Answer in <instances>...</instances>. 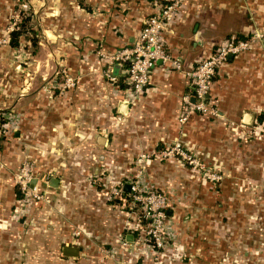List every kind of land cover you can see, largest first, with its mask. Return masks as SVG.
<instances>
[{"label":"rangeland","instance_id":"obj_1","mask_svg":"<svg viewBox=\"0 0 264 264\" xmlns=\"http://www.w3.org/2000/svg\"><path fill=\"white\" fill-rule=\"evenodd\" d=\"M53 1L52 5L51 0H0V106L7 99L14 103L16 93L25 94L35 89L48 95L51 93L52 103L57 105L65 100L68 91L77 87L76 79L79 77L70 74L67 69L69 67L61 63L64 58L62 43H78L77 38L70 36L62 27V0ZM159 2L164 5L170 4L171 0ZM84 4L88 6L90 3ZM260 23L245 35L228 33L216 45L218 47L222 42L230 40L231 36L249 40L248 45L234 55L237 58H234L236 62L233 65L236 72L243 74L248 89L254 88L255 93L258 91L260 105L235 121L233 119L237 117L232 118V115L231 118L225 114L223 117L222 110L209 97L213 113H196L207 118L193 120L196 122L205 118L194 122L192 126L200 123L205 125V121L224 122L226 129L222 147L214 148L199 143L193 145L182 131L163 146L148 153L140 152L134 160L125 163L126 167L123 164L116 165L112 159L94 161L101 163V166L88 169L82 178V184L85 185L82 188L87 190L84 195L87 199L80 197V186L78 192L75 189L71 192L72 187L64 183L61 190L66 191L63 196L67 200L66 204L70 202L81 208L82 202L85 203V213L89 217L85 220L90 221L89 228L93 227L86 241L94 251L84 260L63 256L62 246L69 240H61L59 237L62 229L68 227L67 224L75 235L81 232L74 221L80 215V209L75 217L70 216L74 222L70 224L64 221L65 226L60 227V222L51 221L52 218L56 220V217L50 219L49 215L44 216L51 198L44 199V192L38 190L40 199H30L19 189L16 178L25 164L28 167L32 165V174L28 172V176H36L34 162L26 156L14 173L18 190L14 205L18 204V207H13L10 218L0 224V264H112L109 260H114L115 264H152L150 255L145 258L139 254L138 248L124 251L119 244L126 234H131L133 239L136 237L134 228L137 222L144 229L149 223V219L143 216L146 202L134 201L132 192L124 190L125 184L135 185L143 198L151 192L167 197L164 212L171 234L162 250L163 264H264L263 17ZM17 28L23 32L18 45L11 47L10 32ZM216 47L211 49L213 53ZM67 76L75 77L74 85H66ZM102 104L103 108L108 105L104 102ZM14 110L12 106L6 111L0 109V118L5 119L0 125L8 124L6 137L0 136L2 142L14 139L15 131L19 130L18 113ZM196 114L189 115L180 124L190 123L193 117H197ZM117 115L113 110L104 119L114 124ZM110 127L113 128L112 125ZM108 146L105 151L112 153L113 147ZM67 148L64 146V149ZM76 150H85L90 157H98L101 152L94 144L89 146L87 143L76 147ZM62 153L65 154L63 150ZM75 156L77 159L72 160L71 165L69 161L63 160L62 163L72 168L82 167L79 154ZM44 181L47 185V177H44ZM121 190L122 195L110 193ZM92 195L96 196L95 200ZM94 201L110 204L108 213L121 218L123 230L117 238V244L114 242L116 250L111 248L113 245H108L113 242L111 238L105 237L104 230L98 229L99 220L90 205ZM60 209L67 210V207ZM34 210H39L38 216H35ZM110 215L105 213L108 222L111 220L108 218Z\"/></svg>","mask_w":264,"mask_h":264},{"label":"crops","instance_id":"obj_2","mask_svg":"<svg viewBox=\"0 0 264 264\" xmlns=\"http://www.w3.org/2000/svg\"><path fill=\"white\" fill-rule=\"evenodd\" d=\"M81 1L62 0L60 17L62 27L78 42L62 43L61 46L64 55L61 63L69 67L70 74L79 77L77 87L68 91L65 100L57 105L52 103L51 93L48 95L35 89L25 94L16 93L14 103L7 99L0 106L4 111L11 106L15 108L20 126L15 131L14 139L3 144L0 150V224L10 218L13 207H18V204L14 205L18 195L14 173L21 160L28 156L34 162L36 173L32 184L44 192V199L51 198L44 216L49 215L47 217L50 219L56 217V220L52 218L51 221L60 222L58 226L61 227L65 226L64 221L71 224V217H75L80 209L81 213L74 221L81 232L75 235L67 224L68 227L62 229L59 237L69 240L62 246L63 256L64 248L71 246L78 249V255L66 258L84 260L94 251L86 241L93 227L89 228L90 221L85 220L89 218L85 213V203L82 202L81 208L70 202L66 204L67 200L63 199L66 191L61 190L63 184L70 185L71 192L80 186V197L87 199L82 178L88 169L101 166V163L94 161L112 159L116 165L123 164L126 167L125 163L134 160L140 152L155 150L172 141L182 131L193 145L199 143L214 148L222 147L226 129L224 122L205 121V125L200 123L192 126L195 118L205 117L196 114L197 117H193L190 123L180 124L179 118L185 108L183 98L192 92L185 71L198 59L206 57L226 34L245 35L251 28L260 25L261 18L264 19V0H184L164 31L165 48L180 61L182 70L158 63L151 72L148 88L139 100L133 105L129 104L122 113L119 104L123 102V92L102 75L103 59L97 50L108 53L131 46L144 20L156 9L152 0ZM84 3H90L87 5H91V9ZM234 58L237 57H228V62L216 70L209 97L222 110L223 117L224 114L229 118L232 115V118L237 117L233 119L236 121L260 105V96H257L258 91L255 93L254 88L248 89L243 74L235 71ZM114 72L119 74L120 69L117 67ZM102 102L108 104L106 108L102 107ZM113 110L118 113L114 117V124L104 119ZM84 143L97 146L98 151L101 150L98 157L87 156L85 150H76ZM107 145L108 148L110 145L113 147L112 153L105 151ZM64 146L68 148L64 149ZM77 154L80 164L81 161L83 163L82 167L72 168L62 163L63 160L69 161L71 165V161L77 159ZM44 177H47V185ZM52 178L58 180L56 186L51 185ZM94 197L92 195L93 200ZM90 205L99 220L98 229L104 230L105 237H110L117 244V238L123 230L121 218L108 213L111 205L106 202L99 204L94 201ZM61 207H67V210ZM34 211L35 216H38L39 210ZM105 213L110 215L109 222ZM109 261L115 264L114 260Z\"/></svg>","mask_w":264,"mask_h":264},{"label":"built area","instance_id":"obj_3","mask_svg":"<svg viewBox=\"0 0 264 264\" xmlns=\"http://www.w3.org/2000/svg\"><path fill=\"white\" fill-rule=\"evenodd\" d=\"M182 1L171 0L170 4L164 5L159 1L154 2L156 9L154 14L144 20V24L131 46L108 53L102 50L98 51L103 59L102 75L114 83L117 90L123 92V99L121 100L127 102L128 105H133L139 100L148 88L151 72L158 63L169 64L173 69L182 70L180 61L166 50L164 40V31L168 29L173 21ZM248 43L249 40H240L231 36L230 40L222 42L214 53L211 52L206 57L198 59L189 70L185 71L190 80L192 92L183 98L185 108L179 118L180 122H183L191 114L213 113L214 108L209 106L210 102L208 101L212 78L219 66L224 64L229 56L235 55L241 48H245ZM115 66L120 69L119 74L114 72ZM65 75L67 74L65 73ZM74 78L67 76L66 85H74ZM120 81L125 83V87H122V89H120ZM7 125H0V136L6 137ZM28 172L32 174V165L28 167L25 164L20 173L17 174L16 180L19 189L25 197L40 199L38 189L32 184L34 178L31 175L28 176ZM129 191V193L132 192L134 201L146 202L143 216L149 219V223L147 228L144 229L141 228V223L137 222L134 228L136 237L132 241H128L126 238L128 234H126L120 239L119 244L124 251L138 248L139 254L145 258L150 255L149 258L152 260V264H163L162 250L165 248L171 234L164 212L167 197L161 193L151 192L149 196L143 198L140 190H137L133 184L130 185ZM110 193L122 195L123 191Z\"/></svg>","mask_w":264,"mask_h":264},{"label":"trees","instance_id":"obj_4","mask_svg":"<svg viewBox=\"0 0 264 264\" xmlns=\"http://www.w3.org/2000/svg\"><path fill=\"white\" fill-rule=\"evenodd\" d=\"M157 0H152V2H153V6H154V2H156ZM165 2L166 1H169V0H164ZM155 7V6H154ZM155 12V11H154ZM154 12L152 13V14H154ZM152 14H150L149 16H151ZM148 16V17H149ZM147 17V18H148ZM142 28V27H141ZM22 32H23V30H20L19 28H17V29H15V30H13V31H11L10 32V36H9V46H11V47H15V46H17L18 45V43H19V38H20V36H21V34H22ZM238 38V37H237ZM217 48V47H216ZM216 50V49H215ZM213 51V50H212ZM212 51H210L209 53H211ZM208 53V54H209ZM234 56V55H233ZM228 60V59H227ZM213 80H214V78H212V82H211V85H212V83H213ZM119 85H120V89H122V87H125V83H123V82H119ZM1 113V112H0ZM263 115V114H262ZM260 120L262 119V116H260V118H259ZM5 119H3V118H0V122H2V121H4ZM7 141H4V142H2L1 140H0V150L3 148V145L2 144H5ZM112 244H108V245H113V246H111V248H115V250L117 249V247L114 245V242H111Z\"/></svg>","mask_w":264,"mask_h":264},{"label":"water","instance_id":"obj_5","mask_svg":"<svg viewBox=\"0 0 264 264\" xmlns=\"http://www.w3.org/2000/svg\"><path fill=\"white\" fill-rule=\"evenodd\" d=\"M229 57H230V56H229ZM117 67H118V66H115L114 69H117ZM127 106H128L127 102H121V103L119 104V107H120L121 110H119V111H120L121 113L124 112V110H125V108H126ZM57 182H58V180H57L56 178H52V179H51V185H52V186H56V185H57ZM129 188H130L129 185H125V186H124V190L129 191ZM167 213H169V212L167 211ZM126 238H127L128 241H132V239H133L131 234L127 235ZM63 254H64L65 256H77V255H78V249L75 248V247L66 246V247L64 248V250H63Z\"/></svg>","mask_w":264,"mask_h":264}]
</instances>
